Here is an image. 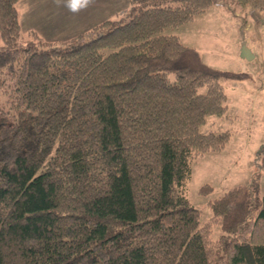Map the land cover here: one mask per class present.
Here are the masks:
<instances>
[{
	"label": "trees",
	"instance_id": "16d2710c",
	"mask_svg": "<svg viewBox=\"0 0 264 264\" xmlns=\"http://www.w3.org/2000/svg\"><path fill=\"white\" fill-rule=\"evenodd\" d=\"M20 1L0 0V264H264V150L209 222L186 197L191 162L230 139L208 123L222 81L243 75L166 31L226 0H130L62 44L22 32Z\"/></svg>",
	"mask_w": 264,
	"mask_h": 264
},
{
	"label": "rangeland",
	"instance_id": "374dc122",
	"mask_svg": "<svg viewBox=\"0 0 264 264\" xmlns=\"http://www.w3.org/2000/svg\"><path fill=\"white\" fill-rule=\"evenodd\" d=\"M258 15L263 22L248 16V11L233 0H226L224 5L213 7L192 24L177 31H166H175L184 37L193 34V48L205 64L243 75L238 80L222 81L228 108L226 116L208 118V123L213 121L221 130L229 131L230 139L225 148L220 152H208L191 162L186 197L199 211L201 224L209 222V202L234 187L248 185L256 177L261 161L264 150V11ZM246 23L250 24L249 29L245 28ZM243 46L250 52L249 60L240 57ZM259 177L255 179L259 195L264 197V170L260 181ZM204 185L212 187L210 194L199 193ZM220 236L219 227L213 226L211 237Z\"/></svg>",
	"mask_w": 264,
	"mask_h": 264
},
{
	"label": "crops",
	"instance_id": "0c3cea01",
	"mask_svg": "<svg viewBox=\"0 0 264 264\" xmlns=\"http://www.w3.org/2000/svg\"><path fill=\"white\" fill-rule=\"evenodd\" d=\"M129 1L130 0H21L18 2L16 8L19 24L24 34L33 31L45 42L62 44L103 21L117 19L118 13L128 7ZM247 11L248 16H255L258 18L259 22H263L258 13L264 10L259 12L249 9ZM195 19L189 24H192ZM245 28L249 29L250 24L246 23ZM176 35L185 46H187L185 44L187 43L190 47H195L194 44H192L195 41L193 34L192 36H189V34L186 36L185 34V37L179 36L178 33Z\"/></svg>",
	"mask_w": 264,
	"mask_h": 264
},
{
	"label": "water",
	"instance_id": "95a60500",
	"mask_svg": "<svg viewBox=\"0 0 264 264\" xmlns=\"http://www.w3.org/2000/svg\"><path fill=\"white\" fill-rule=\"evenodd\" d=\"M249 56H250V52L246 49V47H242V49H241V52H240V57L242 58V59H250L249 58Z\"/></svg>",
	"mask_w": 264,
	"mask_h": 264
}]
</instances>
